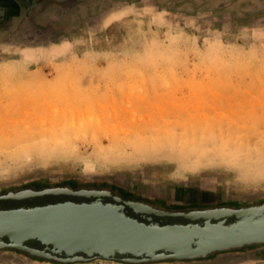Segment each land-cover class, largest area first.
I'll use <instances>...</instances> for the list:
<instances>
[{
    "label": "rangeland",
    "instance_id": "rangeland-1",
    "mask_svg": "<svg viewBox=\"0 0 264 264\" xmlns=\"http://www.w3.org/2000/svg\"><path fill=\"white\" fill-rule=\"evenodd\" d=\"M40 6L49 47L0 34V188L108 179L167 201L264 197V0Z\"/></svg>",
    "mask_w": 264,
    "mask_h": 264
},
{
    "label": "water",
    "instance_id": "water-1",
    "mask_svg": "<svg viewBox=\"0 0 264 264\" xmlns=\"http://www.w3.org/2000/svg\"><path fill=\"white\" fill-rule=\"evenodd\" d=\"M44 1L20 2L27 6L3 45H51L32 17ZM250 253L264 254V197L167 201L108 179H32L0 188V259L196 264Z\"/></svg>",
    "mask_w": 264,
    "mask_h": 264
},
{
    "label": "crops",
    "instance_id": "crops-1",
    "mask_svg": "<svg viewBox=\"0 0 264 264\" xmlns=\"http://www.w3.org/2000/svg\"><path fill=\"white\" fill-rule=\"evenodd\" d=\"M13 1L15 2V4H10L13 7L9 8L10 5H6V2H8L7 0H0V34H4V36L12 31V29L9 28V25H15L19 17L22 16V6H27V4H20L21 1L23 2L27 0Z\"/></svg>",
    "mask_w": 264,
    "mask_h": 264
},
{
    "label": "bare ground",
    "instance_id": "bare-ground-1",
    "mask_svg": "<svg viewBox=\"0 0 264 264\" xmlns=\"http://www.w3.org/2000/svg\"><path fill=\"white\" fill-rule=\"evenodd\" d=\"M49 107V106H48Z\"/></svg>",
    "mask_w": 264,
    "mask_h": 264
}]
</instances>
